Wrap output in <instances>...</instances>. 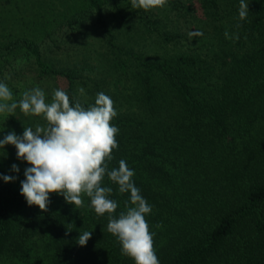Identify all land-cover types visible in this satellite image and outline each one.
Wrapping results in <instances>:
<instances>
[{
	"label": "trees",
	"instance_id": "1",
	"mask_svg": "<svg viewBox=\"0 0 264 264\" xmlns=\"http://www.w3.org/2000/svg\"><path fill=\"white\" fill-rule=\"evenodd\" d=\"M124 1L80 0L66 21L94 16L107 67L126 81L119 94L85 67L54 66L41 56V44L23 35L0 42V77L22 55L37 77L55 79L84 107L99 92L112 98L119 147L110 167L125 160L152 205L146 220L160 264H264V0H246L243 21L239 0H167L174 19L189 16L204 33L200 51L181 50L180 33L159 30L163 9H138L137 21L160 38L159 50L148 56L118 45L104 21V9L119 11ZM225 31L239 39H226ZM12 176L19 178L0 179V264H134L107 231L108 214L98 216L90 198L75 209L50 194L42 212L20 194L24 174ZM104 186L113 189L118 217L130 194L107 178ZM84 231L92 236L81 247Z\"/></svg>",
	"mask_w": 264,
	"mask_h": 264
},
{
	"label": "clouds",
	"instance_id": "2",
	"mask_svg": "<svg viewBox=\"0 0 264 264\" xmlns=\"http://www.w3.org/2000/svg\"><path fill=\"white\" fill-rule=\"evenodd\" d=\"M167 0H131L133 9L145 11L164 8ZM249 14V4L239 0V20ZM237 28L241 25L237 24ZM190 40L204 35L200 30L189 31ZM226 39L234 42L239 34L224 33ZM81 95L84 88H78ZM17 108L26 116L39 117L43 123L24 127L22 135L10 131L0 139V149L6 145L14 146L18 160L29 167L24 170L25 179L21 181L20 194L28 206H37L47 211L50 194L63 196L75 209L84 207L83 197L90 198L98 216L108 214L107 231L121 246V254L131 258L134 264H160L154 249V235L146 217L152 212V205L142 196L135 185L134 171L121 159L118 167H110L113 152L119 145L116 139L119 128L111 122L118 112L114 101L104 92L97 93L94 103L84 107L79 99L73 101L60 88L53 89L51 100L40 87L22 93L21 99L14 100L10 88L0 82V114L14 116ZM11 171L19 173L16 164ZM118 186L120 193H128L125 211L116 213L118 203L110 199L113 189L104 186V180ZM5 183L17 179L12 175H0ZM157 224L156 228H161ZM92 231L80 233L77 243L86 246Z\"/></svg>",
	"mask_w": 264,
	"mask_h": 264
},
{
	"label": "rangeland",
	"instance_id": "3",
	"mask_svg": "<svg viewBox=\"0 0 264 264\" xmlns=\"http://www.w3.org/2000/svg\"><path fill=\"white\" fill-rule=\"evenodd\" d=\"M80 0H0V42L8 35H23L39 42L41 56L58 67H85L87 74L95 80L102 79L110 91L119 94L121 86L126 87L125 78L107 67L104 54V36L94 22V16L86 20H78L69 25L74 7L79 6ZM120 1V0H119ZM123 1V0H122ZM76 2V3H75ZM125 4H128L127 6ZM194 7V6H192ZM163 9L165 17L158 11L157 21L161 24L159 30L177 31L179 42L175 44L181 50L200 51L202 44L198 38L188 37L189 31L197 30L195 20L188 17L174 16ZM153 13L156 9H152ZM138 9L131 7V0L121 2L119 11L112 8L104 9V21L114 33V41L124 47H131L144 56L156 53L159 46L155 41L159 36L148 32L137 21ZM148 14V12H147ZM47 32L44 34V30ZM204 36V35H203ZM201 37H199L200 39ZM204 39V38H203ZM22 56V55H21ZM10 60L5 71L1 74L0 82L5 83L13 93L14 100L21 99L22 93L34 87L45 91L46 99L51 100L53 89L60 88L58 81L48 77H37L36 67L27 56ZM43 123L39 117L26 116L17 108L14 116L0 114V139L10 131L22 135L24 127ZM0 162L4 175L24 174L29 165L18 160L14 146L6 145L0 149ZM19 163V164H18ZM17 166L23 171L15 173L11 166ZM19 178V177H18ZM17 178V179H18Z\"/></svg>",
	"mask_w": 264,
	"mask_h": 264
}]
</instances>
